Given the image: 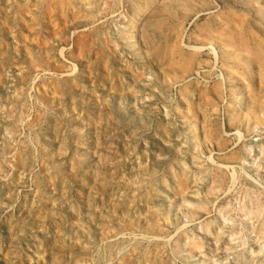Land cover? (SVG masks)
<instances>
[{
    "label": "rangeland",
    "instance_id": "rangeland-1",
    "mask_svg": "<svg viewBox=\"0 0 264 264\" xmlns=\"http://www.w3.org/2000/svg\"><path fill=\"white\" fill-rule=\"evenodd\" d=\"M0 264H264V0H0Z\"/></svg>",
    "mask_w": 264,
    "mask_h": 264
}]
</instances>
